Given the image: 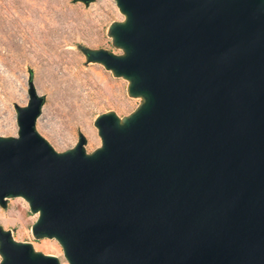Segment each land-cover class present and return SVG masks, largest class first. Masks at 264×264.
<instances>
[{"label": "water", "instance_id": "water-1", "mask_svg": "<svg viewBox=\"0 0 264 264\" xmlns=\"http://www.w3.org/2000/svg\"><path fill=\"white\" fill-rule=\"evenodd\" d=\"M88 1V0H83ZM121 57L88 54L143 98L101 146L55 153L33 130L0 139V204L20 196L34 236L68 264H264V0H114ZM0 264H57L0 231Z\"/></svg>", "mask_w": 264, "mask_h": 264}, {"label": "rangeland", "instance_id": "rangeland-1", "mask_svg": "<svg viewBox=\"0 0 264 264\" xmlns=\"http://www.w3.org/2000/svg\"><path fill=\"white\" fill-rule=\"evenodd\" d=\"M124 21L114 0H0V139L17 137L16 108L26 107L31 85L41 99L33 130L55 153L72 150L79 138L85 155L99 149L95 119L112 114L121 124L143 101L129 94L128 79L88 58L124 55L110 35ZM37 217L22 197H4L0 231L68 264L56 239L32 234Z\"/></svg>", "mask_w": 264, "mask_h": 264}, {"label": "bare ground", "instance_id": "bare-ground-1", "mask_svg": "<svg viewBox=\"0 0 264 264\" xmlns=\"http://www.w3.org/2000/svg\"><path fill=\"white\" fill-rule=\"evenodd\" d=\"M75 107V106H74ZM44 111V110H43ZM46 115V114H45ZM47 117V116H46ZM118 123L120 124V122H119V119H118ZM35 213H37L38 214V212H35ZM23 243H27V242H23ZM28 244V243H27ZM49 256H51V255H49ZM51 257H53V256H51ZM55 258V257H54Z\"/></svg>", "mask_w": 264, "mask_h": 264}]
</instances>
